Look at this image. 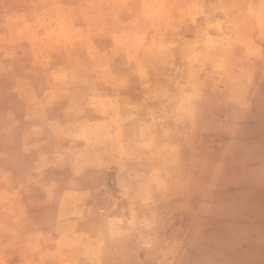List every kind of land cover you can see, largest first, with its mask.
Instances as JSON below:
<instances>
[{"label": "rangeland", "instance_id": "rangeland-1", "mask_svg": "<svg viewBox=\"0 0 264 264\" xmlns=\"http://www.w3.org/2000/svg\"><path fill=\"white\" fill-rule=\"evenodd\" d=\"M0 264H264V0H0Z\"/></svg>", "mask_w": 264, "mask_h": 264}]
</instances>
